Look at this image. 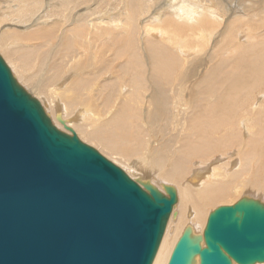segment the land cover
Segmentation results:
<instances>
[{
  "label": "bare ground",
  "instance_id": "6f19581e",
  "mask_svg": "<svg viewBox=\"0 0 264 264\" xmlns=\"http://www.w3.org/2000/svg\"><path fill=\"white\" fill-rule=\"evenodd\" d=\"M256 1L0 0V55L53 124L132 180L177 190L153 264L216 208L264 203Z\"/></svg>",
  "mask_w": 264,
  "mask_h": 264
},
{
  "label": "water",
  "instance_id": "95a60500",
  "mask_svg": "<svg viewBox=\"0 0 264 264\" xmlns=\"http://www.w3.org/2000/svg\"><path fill=\"white\" fill-rule=\"evenodd\" d=\"M41 102L0 56V264H153L177 190L132 180ZM264 263V203L186 227L168 264Z\"/></svg>",
  "mask_w": 264,
  "mask_h": 264
},
{
  "label": "rangeland",
  "instance_id": "374dc122",
  "mask_svg": "<svg viewBox=\"0 0 264 264\" xmlns=\"http://www.w3.org/2000/svg\"><path fill=\"white\" fill-rule=\"evenodd\" d=\"M242 1H243V2H249V3H252V4L254 5V3H255L256 0H254V1H253V0H252V1H251V0H242ZM257 1H258V0H257ZM257 1H256V2H257ZM253 2H254V3H253ZM97 12H98V11H97ZM97 12H96V13H97ZM100 14H102V13H100ZM255 24H256V23H255ZM262 30L264 31V27H263L260 31H262ZM0 56H1V55H0ZM1 57H2V56H1ZM3 59H4V58H3ZM4 60H5V59H4ZM5 62H7V61L5 60ZM6 64L8 65V63H6ZM8 67L10 68L9 65H8ZM10 70H11V69H10ZM11 72H12V70H11ZM12 74H13V72H12ZM13 75H14V74H13ZM14 77H15V76H14ZM48 116H49V115H48ZM85 144H86V143H85ZM87 145H88V144H87ZM93 148H94V147H93ZM94 149H96V148H94ZM96 150H97V149H96ZM97 151H98V150H97ZM98 152H99V151H98ZM99 153H100V152H99ZM100 154L102 155V153H100ZM102 156H104V155H102ZM104 157L107 159L106 156H104ZM107 160H108V159H107ZM109 161L112 162L110 159H109ZM113 164H114V163H113ZM118 167L121 168L120 166H118ZM121 169H122V168H121ZM126 174H127V173H126Z\"/></svg>",
  "mask_w": 264,
  "mask_h": 264
}]
</instances>
